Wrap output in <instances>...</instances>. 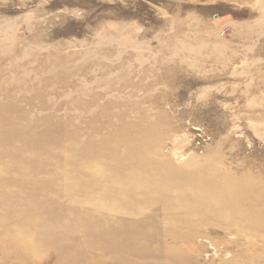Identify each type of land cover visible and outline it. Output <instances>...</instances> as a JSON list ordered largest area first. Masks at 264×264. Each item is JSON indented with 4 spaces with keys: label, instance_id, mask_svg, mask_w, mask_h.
Masks as SVG:
<instances>
[{
    "label": "rangeland",
    "instance_id": "374dc122",
    "mask_svg": "<svg viewBox=\"0 0 264 264\" xmlns=\"http://www.w3.org/2000/svg\"><path fill=\"white\" fill-rule=\"evenodd\" d=\"M0 264H264V0H0Z\"/></svg>",
    "mask_w": 264,
    "mask_h": 264
}]
</instances>
